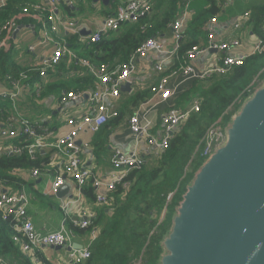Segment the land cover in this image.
<instances>
[{"label": "built area", "instance_id": "obj_1", "mask_svg": "<svg viewBox=\"0 0 264 264\" xmlns=\"http://www.w3.org/2000/svg\"><path fill=\"white\" fill-rule=\"evenodd\" d=\"M9 0H0V10L3 9ZM183 9L180 16L171 25L172 38L176 45L172 49H166L164 44L158 39H148L142 43L130 56L129 61L122 65L108 68L105 65L98 67L89 63L88 60L77 58V56L65 44L64 39L58 37L61 31H74L76 21L60 12V0H42L40 3L31 4L29 7L20 9L19 13L13 15L1 28L3 35L0 37V51H10L13 46L8 44L12 34L16 31L17 21L22 17H30L39 25L43 39L42 44H52L54 51L50 56L38 59L34 64L33 70L38 76L44 78L48 71L57 67L60 61L65 58L68 69L66 72L72 73V65H79L92 74L96 82L94 86L85 92H63L57 99V107L65 106L70 103L81 102L87 99L89 112L75 117H66V125L69 131L63 135H55L54 130L49 126L37 128L20 113H12L6 122L0 127V153L9 154L26 153L33 158L39 151L52 150L51 165L59 164L58 170L51 173L53 181L47 195H56L58 190L66 184V179H70L76 187L78 196L81 189L90 181L95 190V204L104 205L107 203L109 193L119 185L132 169H139L145 163L144 154L137 151L140 143L146 145L147 149L158 157L169 146V141L179 126L186 121L192 114L199 112L198 100H193L187 109L170 108L166 110V103L176 95L181 84L190 80H203L212 75H224L231 67L241 66L251 55L264 52V27L259 36H256L252 43L249 53H237L243 46L238 39L220 40L214 32L215 18H211L206 29V46L197 44L186 52L182 62H178V43L183 37L187 22L190 19L189 0H184ZM233 0H223V8L231 4ZM152 9V0H124L117 6L114 13L104 18L101 27L86 37V41L97 43L101 37L108 32L119 30L124 23L134 21L138 17L148 15ZM248 17L245 12L234 25L235 29H241L242 18ZM27 50L34 52V47L29 46ZM216 51L222 56L207 70H199L194 66L195 60L205 51ZM153 56L157 62L153 70L161 75L156 84L149 86L150 97L128 119V130L134 141V148L129 153H122L116 150L111 156V166L113 171L102 178L91 169L85 167L81 155L83 150L89 148V143L78 141L79 134L86 132L96 134L105 123L117 116V111L109 104L117 101L121 95L120 88L129 84L131 86L132 75L137 71L136 61ZM172 62V63H171ZM172 64V67L169 66ZM176 65V66H175ZM264 72V68L262 69ZM167 73V75H166ZM10 79V77H7ZM26 79L24 73H20L17 80L10 79L12 91L1 92L0 97H8L16 102L20 94L26 89L27 85L22 82ZM257 76L242 94L232 102L221 117L205 130L198 147L200 156L206 159L217 147L225 140L226 119L236 111L235 106L241 100L252 94L259 87ZM39 86L37 87V89ZM131 92V91H130ZM243 99V100H244ZM162 107L161 113V136H156L153 130V123L150 113H156ZM38 125V124H35ZM20 142V140H22ZM26 139L31 140L26 143ZM4 143L8 144L5 145ZM196 147L195 152L198 151ZM149 152V153H151ZM33 178L39 177L40 173L35 169L30 172ZM0 191V212L3 222L8 219L13 223L15 234L12 241L20 245V251L24 255L33 258V262L39 264L35 259L42 247H71L68 252L66 264H80L90 257V246L96 238L95 231H91L85 246L81 249L72 248V232L60 230L58 232L41 235L33 226L28 215V198L24 191L10 192ZM170 196L168 197V200ZM93 215H85L82 220L75 222L81 229H86ZM0 264H9L0 257Z\"/></svg>", "mask_w": 264, "mask_h": 264}, {"label": "trees", "instance_id": "obj_2", "mask_svg": "<svg viewBox=\"0 0 264 264\" xmlns=\"http://www.w3.org/2000/svg\"><path fill=\"white\" fill-rule=\"evenodd\" d=\"M41 1L18 0L17 7L23 9ZM184 2V0H152V9L148 15L122 24L119 30L108 32L97 43L85 41L86 45L83 46L85 56L81 59L88 60L96 67L105 65L111 68L127 63L142 43L148 39H157L163 29L178 19ZM207 2L210 6L204 10L195 9L186 25L183 37L178 43L177 65L182 62L186 52L199 43V38H206V27L210 19L221 12L219 3L221 1L207 0ZM60 6L69 12V8L62 0H60ZM188 7L190 8L189 5ZM161 8H164L162 16L156 17L154 21L151 14L155 9ZM250 10L255 36H259L264 27V0L252 6ZM12 16H9L7 2L6 6L0 10V37L3 35L1 28ZM72 40L76 38H70V42ZM10 54L12 53H0V77L11 89L10 79L17 80L20 73H24L29 80L31 76L38 74L31 66L20 69L10 64L16 63L19 59L18 55V59L13 56L16 60L13 61ZM77 58L80 57L77 56ZM263 59L264 52L254 54L246 58L241 66L231 67L224 75L212 74L203 80L194 79L181 84L176 95L166 103V110L172 107L184 110L178 107L177 102L185 97L189 102L188 105L191 101L198 100L199 112L192 113L179 126L172 135L168 148L161 155L147 156L145 163L139 169L128 172L124 180L109 193L107 203L99 206L95 211L86 229L79 228L75 222L71 223L72 235L82 234L84 231L86 234L91 231L96 233V238L90 246V257L80 264H157L162 253L160 242L170 227L174 208L181 200V195L192 179L193 173L205 161L200 156L198 146L206 128L221 117L256 76L261 82L264 78ZM55 69L56 67L53 71L55 72L53 85L48 87V91L59 96L63 92H85L96 82L95 77L79 65H72L71 76L67 75L68 72L63 68L58 67L56 71ZM49 72L52 71H48L47 74ZM148 87L141 91L121 94L124 97H130L129 100L126 105H121L120 110L115 109L117 116L108 120L103 128L109 130L118 126L124 121L126 110L129 115L130 110L145 102L150 97ZM34 91V89L27 91L26 86L22 97L28 94L34 96ZM245 96L234 109L239 108ZM15 112L20 113L18 104L8 97H0V127ZM33 125L37 128L48 126L46 123ZM22 141L23 139L20 140ZM25 142L30 143L31 140L26 139ZM196 147L198 151L195 152ZM52 153V150H39L33 158H30L25 152L20 154L1 152L0 185L10 188L9 191L12 193L23 191L28 184L22 179L20 173L35 169L40 174L50 171ZM191 167L194 171L188 173L187 169ZM81 192L95 202V190L90 181L81 189ZM14 234L13 223L9 219L3 222L0 216V257L9 264H36L33 258L21 253L18 243L12 241ZM35 259L39 264H53L41 251L37 253Z\"/></svg>", "mask_w": 264, "mask_h": 264}, {"label": "crops", "instance_id": "obj_3", "mask_svg": "<svg viewBox=\"0 0 264 264\" xmlns=\"http://www.w3.org/2000/svg\"><path fill=\"white\" fill-rule=\"evenodd\" d=\"M18 0H9V16L19 13L20 9L17 7ZM65 5L69 8V12L61 8L60 12L70 18H73L76 21L75 32L74 31H61L58 33V37L64 39L65 44L70 48V50L78 57L82 58L85 56V49L83 46L86 44V37L97 31L101 24L103 23L104 18L108 17L110 14H113L116 7L121 5L124 0H110L108 5L105 6L100 2L94 3L92 0L87 5H90L91 9L95 10V15L92 19L82 20L76 16L82 10L81 0H62ZM223 1V0H216ZM263 0H233L231 4L223 8L220 3L221 12L218 15L214 16L216 23L214 24V32L218 39L220 40H232L238 39L242 42L243 46L240 48L237 53H249L251 48V43L256 37L254 33V25L251 22V7L255 4L262 2ZM98 4L102 7H98ZM219 5V4H218ZM190 18L193 15V11L204 10L206 7L210 6V3L207 0H191L189 3ZM164 8L159 10H154L151 14V18L156 21V17L162 16ZM247 12L248 17L242 18L241 20V29H235L234 25L243 14ZM76 18V19H75ZM86 19V18H85ZM80 20V21H79ZM79 21V22H78ZM188 23V22H187ZM17 30L14 31L16 34H12L10 40L8 41L9 45L19 46L17 50H10L8 52L12 53L11 58L14 61V57L18 59L16 63H10L15 65L20 69H25L26 67L31 68L38 61V59L50 56L54 48L52 44H42L41 40L43 39L42 34L40 33L39 25L35 22L34 19L30 17H22L17 21ZM187 25V24H186ZM186 29V27H185ZM161 34L158 36V40L161 41L166 49H172L175 47L176 42L172 38V30L170 25L163 29ZM70 38H76V44L71 45ZM199 43L206 46L205 38H199ZM33 46L34 52L30 53L27 50V47ZM21 48V49H20ZM24 48V49H22ZM20 50V53L17 51ZM8 53L6 50H1L0 53ZM37 54V55H36ZM18 55V58H17ZM14 56V57H13ZM222 55L214 51H205L201 54L193 63L194 66L199 70L209 69L214 62L221 57ZM157 60L151 56L146 59H141L136 61L137 71L132 75L131 81V92L141 91L152 84H156L161 75L157 74L153 67L155 66ZM172 63V62H171ZM169 63V66L172 67V64ZM176 66V65H175ZM60 69H68L66 64V59L63 58L59 65L56 67ZM55 69V71H56ZM44 78H40L38 75L31 76L27 79H24L23 82L27 84L28 89L35 90V95L30 96L29 94L22 97L24 92H22L17 99L16 103L20 107V114L28 119L32 124L46 123L53 130L55 135H63L69 131V127L66 125V117H75L80 114L89 112V103L87 99H84L81 102L70 103L65 106L57 107L58 94L48 91V87L53 85V78L55 75L54 69L51 70ZM72 73L67 75L71 76ZM28 76V75H27ZM39 82V83H38ZM10 83V82H9ZM11 85V84H10ZM35 86V88H34ZM39 88L37 89V87ZM149 88V87H148ZM9 88L8 83H6L3 78L0 77V93L12 91ZM23 91H26L24 89ZM124 94V93H121ZM129 94V93H128ZM150 95V94H149ZM130 97H124L120 95L117 101L109 104L113 109L120 110L121 105H126V102ZM140 105L130 110V114L127 115V110L124 114V121H122L118 126L112 127L109 130L107 128H101L98 133L90 134L83 132L79 134L78 141L83 143H89V148L82 151L81 159L85 167L91 169L94 173L105 178L112 171L111 166V156L118 150L122 153H128L134 148L133 138L128 130V119L131 115L138 110ZM127 109V108H126ZM161 111L156 113H150V119L153 123L152 132L156 136H161ZM110 132V133H109ZM107 136L104 138V135ZM100 143L101 145H97ZM5 145H8L4 143ZM97 145V146H96ZM139 153L144 154V157L153 155L149 151L145 144H139ZM100 148L101 151L98 153L96 149ZM48 151V150H47ZM151 152V153H149ZM52 161V159H51ZM56 159L53 157L54 165H50V171L46 173H41L39 177L33 178L29 171L21 172L20 176L28 184L25 192L28 198L27 210L29 218L31 219L34 229L41 235L48 233L58 232L60 230L70 231V226L72 222H79L83 217L87 215H93L98 209L99 205H96L93 200L88 199L85 194L82 192L78 196L75 184L70 180L66 179V186L68 187L67 194L62 198H57V204H50L48 207L44 206L41 202L43 197H48V193L53 177L51 173L58 170L59 164H55ZM57 162V161H56ZM43 176L47 177L48 185L45 190L39 192L35 185L43 180ZM4 186L0 185V191H6ZM49 197H55L49 196ZM163 217V214H162ZM162 217H160L162 219ZM89 238L88 233L84 231L82 234L72 235L71 244L78 246H85ZM47 252L46 248L41 249V253ZM44 257L45 254L43 253ZM46 258V257H45ZM47 259V258H46ZM53 264H57L54 262Z\"/></svg>", "mask_w": 264, "mask_h": 264}, {"label": "water", "instance_id": "obj_4", "mask_svg": "<svg viewBox=\"0 0 264 264\" xmlns=\"http://www.w3.org/2000/svg\"><path fill=\"white\" fill-rule=\"evenodd\" d=\"M109 1L92 0L105 6ZM262 82L229 118L224 142L185 186L160 242L157 264H264V78ZM130 91L129 84L120 88L121 93ZM67 191L64 185L55 197Z\"/></svg>", "mask_w": 264, "mask_h": 264}, {"label": "rangeland", "instance_id": "obj_5", "mask_svg": "<svg viewBox=\"0 0 264 264\" xmlns=\"http://www.w3.org/2000/svg\"><path fill=\"white\" fill-rule=\"evenodd\" d=\"M89 2L90 1H87V0H81L82 10L78 14H76V16L79 17V18H82V20L92 19L93 16L96 14L95 10L91 9L90 5L86 6V4H88ZM98 7L102 8L99 4H98ZM75 44H76V40H72L71 45H75ZM18 47L19 46H14L12 50H17ZM22 49H24V48H22ZM17 52L20 53V50H18ZM262 63L264 64V59H263ZM262 81H263V79L261 80V82H259V86L263 83ZM177 103H178V107L184 108V109L188 108V106L190 105V104L188 105L189 102L187 101V99L185 97H182ZM158 109H159V111H161L162 107H159ZM106 136H107V134L104 135V138ZM140 144H143V143H140ZM97 145H101V144L98 143ZM139 146L140 145L137 146V151H139ZM99 151H101V149L97 148L96 152L98 153ZM202 164H203V162H202ZM192 171H194V170H192V167H191V169H187L188 173H191ZM47 185H48L47 177L43 176V180L41 182L37 183V185H35V187L37 188V190L39 192H42L43 190L46 189ZM49 196H52V195L49 194ZM49 196L48 197H43V199L41 200L42 204L44 206H46V207H48L50 204H54L55 205L58 202V199L56 197H49ZM45 248H46L47 252L44 251L43 253L45 254V257L47 258L48 261H50L51 263L56 262L57 264H66L68 252L65 249H63L61 251H54V250L50 249L49 246H47Z\"/></svg>", "mask_w": 264, "mask_h": 264}]
</instances>
